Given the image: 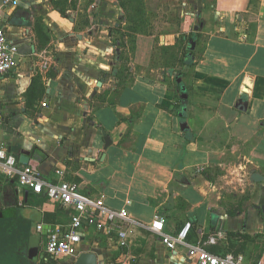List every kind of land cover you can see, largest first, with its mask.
Masks as SVG:
<instances>
[{"label":"crops","instance_id":"obj_1","mask_svg":"<svg viewBox=\"0 0 264 264\" xmlns=\"http://www.w3.org/2000/svg\"><path fill=\"white\" fill-rule=\"evenodd\" d=\"M17 3L0 0V26L18 46L15 68L0 80V138L19 164L28 160L52 183L75 182L108 208H125L132 221L126 246L114 232L87 226L78 251L95 252L98 264H192L186 246L170 250L147 228L160 214L169 235L189 221L188 243L214 236L205 247L219 253L244 242L245 264L260 259L264 179L251 176L264 178V0ZM19 9L29 16L25 25ZM35 23L49 37L44 44ZM190 32L203 46L180 78L188 94L182 132L180 93L168 71L178 56L157 50L188 44ZM239 99L246 110L236 107ZM0 213V264H73L76 256L51 258L44 248L49 231L68 223L65 206L0 172Z\"/></svg>","mask_w":264,"mask_h":264},{"label":"built area","instance_id":"obj_2","mask_svg":"<svg viewBox=\"0 0 264 264\" xmlns=\"http://www.w3.org/2000/svg\"><path fill=\"white\" fill-rule=\"evenodd\" d=\"M4 5H17V0H3ZM18 46L10 42L6 31L0 26V80L15 68ZM3 110L0 98V124L3 121ZM0 172L5 175L16 176L20 185L27 187L34 193H44L52 201L59 202L70 210L68 223L55 225L48 234L45 254L51 258L77 256L78 245L87 226H94L97 231L104 229L107 233L114 232L119 247L127 245L128 233L132 221L125 208H108L101 199L93 198L83 193L75 182L58 180L52 183L45 180L35 165L19 164L17 158L8 151L5 142L0 138ZM62 176L63 171H56ZM147 228L158 234L166 243L168 249L174 250L175 245L187 248V256L192 264H245L242 254H216L206 249L207 243H215V237L209 236L205 241L190 244L187 237L191 224L187 221L175 235L164 232V219L155 214ZM41 230L42 225L38 224ZM254 264H264L263 256Z\"/></svg>","mask_w":264,"mask_h":264},{"label":"water","instance_id":"obj_3","mask_svg":"<svg viewBox=\"0 0 264 264\" xmlns=\"http://www.w3.org/2000/svg\"><path fill=\"white\" fill-rule=\"evenodd\" d=\"M121 13V12H120ZM17 16L18 14L23 15L24 16V20L21 22L24 25L27 24L28 22V14H26V12L22 9H19L18 12L16 13ZM122 15V13H121ZM195 41L190 39L188 42V49L189 50H193L195 47ZM116 54H119V50H115ZM188 55H190V53H188ZM116 59H118V57L116 56ZM181 76L180 74L175 73V81L176 83L180 84V108L177 112L179 118H180V122H179V127L180 130L182 132H188L189 131V126L188 123L186 121V107H187V103H188V94L186 91V87L184 84H182L181 82ZM102 80L99 81L97 83L96 88L93 90V92L91 93V97L96 93L98 87L101 85ZM236 107H238L240 110H246L247 108V103L245 101H242L241 99L238 100V102H236ZM102 135H103V139H104V146H102L104 149H106L108 147V145L110 144V139L108 138V136L106 135L105 131H102ZM22 154L26 157H28V151H22ZM24 164L28 163V160L26 161H21ZM253 181H260L263 180L264 178H262V176H260L258 173L253 172L252 176H251ZM257 209H259L260 211H262L263 214V221H264V204H260L256 206ZM3 213H0V218L3 217L2 215ZM38 243L36 241L35 237H30L29 241H28V245H27V257L29 258V260L33 261L35 260V257L37 256L38 253ZM73 264H98V257L96 255L95 252L90 251L89 249H82L78 252L76 258L73 261Z\"/></svg>","mask_w":264,"mask_h":264},{"label":"rangeland","instance_id":"obj_4","mask_svg":"<svg viewBox=\"0 0 264 264\" xmlns=\"http://www.w3.org/2000/svg\"><path fill=\"white\" fill-rule=\"evenodd\" d=\"M71 1H73V0H71ZM163 2H164V0H163ZM175 7H176V5L173 6V13L175 12ZM173 30H174V25L169 27V31L168 32H172ZM197 35L198 36H196L194 32L193 33L190 32V34H189L190 37H195V40H196V43H195L196 46L194 47V51H193V57L194 58H198L199 57V55L201 53V50H202V46H203L202 45L203 44L202 36L199 35V34H197ZM190 37H188V38H190ZM186 44H183V43L181 44L180 40H178L177 44H173V45H169V46L165 45L163 48L158 47L157 51H163V56L166 59L170 58V56L171 57L178 56L177 59H176V63H178L176 68H178V67L182 66L185 63L184 57H185V54H186V47H185ZM158 58H159V56H158L157 53L156 54H154V53L152 54V62L153 61L154 62L157 61V63H159L158 62V60H159ZM160 63H163V61H161ZM185 64H187V63H185ZM191 75H192V70H191V68H189L187 70V73H186V78H184V79L186 80V83L188 84V86L190 88H192V81H191L192 77H191ZM169 81H170V79H169ZM170 83H174V81H170Z\"/></svg>","mask_w":264,"mask_h":264},{"label":"trees","instance_id":"obj_5","mask_svg":"<svg viewBox=\"0 0 264 264\" xmlns=\"http://www.w3.org/2000/svg\"><path fill=\"white\" fill-rule=\"evenodd\" d=\"M34 28L37 31L36 32V35H37V38H38V41L40 42V44L46 43L48 41L49 37L45 33V31L43 30V28L41 27V25L39 23H35ZM189 39H192V40L195 41V37H190ZM193 51L194 50L191 51L187 47L186 54H185V57H184L185 63H187V64L184 63L182 66H180L178 68H174V69L171 68L168 71H170V73L175 72L177 74H180V76L183 77V75L185 74L184 73L185 72V67L186 66H188V67L191 66L192 67L193 61L195 59L193 57ZM188 53H190V55H188ZM175 82L176 81H174V83ZM182 84H183V82H182ZM175 86L177 87V89H178V91L180 93L181 92V90H180V84L175 83ZM178 108H180V102H178ZM230 235L235 236V234H230ZM244 237H245V235H244ZM239 245H241L239 248H237V247L235 248V245L234 244H229V248L227 250L223 251V252H219L218 253L215 249L214 250L212 249V252L213 253H216V254H226V253L240 254V253H243L245 243L243 242V243H241Z\"/></svg>","mask_w":264,"mask_h":264}]
</instances>
